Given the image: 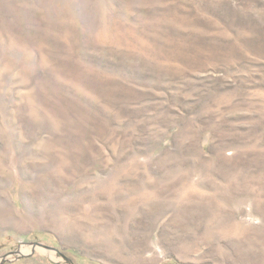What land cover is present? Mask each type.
Segmentation results:
<instances>
[{
	"label": "rangeland",
	"instance_id": "1",
	"mask_svg": "<svg viewBox=\"0 0 264 264\" xmlns=\"http://www.w3.org/2000/svg\"><path fill=\"white\" fill-rule=\"evenodd\" d=\"M0 264H264V0H0Z\"/></svg>",
	"mask_w": 264,
	"mask_h": 264
}]
</instances>
